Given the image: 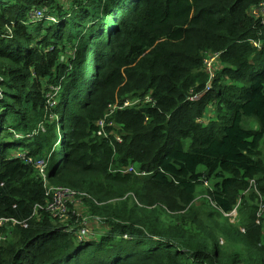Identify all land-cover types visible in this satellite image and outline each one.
<instances>
[{
    "label": "trees",
    "instance_id": "trees-1",
    "mask_svg": "<svg viewBox=\"0 0 264 264\" xmlns=\"http://www.w3.org/2000/svg\"><path fill=\"white\" fill-rule=\"evenodd\" d=\"M263 1L72 0L66 10L0 0V218L19 222L0 264H264L254 202L264 197V28L250 15ZM42 8L55 23L32 19ZM215 53L209 93L188 101ZM126 97L141 103L111 117L122 143L95 137ZM12 144L46 159L48 186L76 192L108 225L98 241L34 214L44 184L33 163L10 157ZM238 201L236 225L224 214Z\"/></svg>",
    "mask_w": 264,
    "mask_h": 264
},
{
    "label": "built area",
    "instance_id": "built-area-1",
    "mask_svg": "<svg viewBox=\"0 0 264 264\" xmlns=\"http://www.w3.org/2000/svg\"><path fill=\"white\" fill-rule=\"evenodd\" d=\"M250 15L257 21L260 25L264 28V1L261 2L258 6L253 7L250 9ZM32 19L36 22H56V18L47 12L45 8L37 9L32 14ZM253 47L257 50L261 48V44L258 41H251ZM219 60V54H206L203 58V66L206 71V73L209 76V80L204 87L203 90L197 92V93H191V95L188 98V101L190 102H196L201 100L206 94L210 91V85L212 80L215 78V72H214V65L218 63ZM1 80V79H0ZM3 92L0 87V99L2 98ZM143 102H150L149 97H145V100ZM141 103L140 98L138 97H126L122 101L117 100L115 104L109 105L108 111L104 114V116L100 119H98L95 123V132L94 136L100 139H105L110 142L112 145L114 141L117 143H122V135L115 132L114 129L116 128L115 122L111 117L117 112V111H123L129 108H133L135 106H139ZM14 135L15 139L21 138V136L17 135L13 131H9ZM12 158H17L20 160H23L26 163H33L34 167L36 168L38 175L42 179V182L44 184V189L46 191V202L44 205H36L35 212L40 209L42 211H45L48 214H51L58 219L62 220V223H66L68 225L69 220H66L68 218V204L73 202H79L81 199L76 198L77 194L74 191H70L68 189L62 188V187H51L47 185V160L42 159L38 157L37 159L28 158L27 152L23 150H18L16 153H13L10 155ZM127 173H132L140 177L147 176V174L144 171H138L137 169H134L132 166L128 167ZM249 188H252L256 191L254 186V181H250ZM248 191V190H247ZM246 191V192H247ZM244 192L243 194H245ZM85 197L90 198L85 195ZM239 203H237L236 207L229 213L224 214L226 218L231 221V223L235 224L238 220L237 216V207ZM256 218L258 220H261L264 222V197L261 195H258V203L256 205ZM64 221V222H63ZM11 225L14 227L15 225L19 224L14 219H8V218H0V227L1 225ZM72 227V225H70ZM76 230V235H77ZM79 238V236L77 235ZM5 239V238H4Z\"/></svg>",
    "mask_w": 264,
    "mask_h": 264
},
{
    "label": "rangeland",
    "instance_id": "rangeland-1",
    "mask_svg": "<svg viewBox=\"0 0 264 264\" xmlns=\"http://www.w3.org/2000/svg\"><path fill=\"white\" fill-rule=\"evenodd\" d=\"M52 1H53V5L55 7L56 6L61 7V8L64 7L66 10H69L70 6L72 4V0H52ZM35 9H33L32 11H34ZM52 10H54V9H52ZM52 12L56 14V12H54V11H52ZM218 65H219V62L216 64V66L214 65L215 75H216L217 70H219ZM206 96H207V94L202 99H204ZM211 109L212 108L210 106H208L206 108L205 114H208L210 117L213 118L214 115L212 114ZM250 121H253V120H250ZM249 123H251V124L246 126V128H249V129L256 128V124L254 123V121L253 122H249ZM58 131L59 130H58V127H57V133L59 134ZM58 138H59V135H57L56 145H59ZM261 142L262 143L260 145V153L259 154H260V156H262V155L264 156V137H263V140ZM20 149H22V148L19 147L18 145H15V144H12V145L9 146V151L12 154L16 153ZM132 167L134 169H136L135 166L132 165ZM249 196H250V193H248L244 197L248 203H250L249 202L250 201ZM74 200H76V199H74ZM74 200H72L73 202L68 204V212H70V214L68 213V218L66 220H69L70 224L73 227H75V229L78 231L77 232V235L79 236L78 241L80 243H85V242L89 243V242H92V241H98L100 239V237L102 235H104L108 231V229H109L108 225L105 222H103V220L100 219V218H97V217H94V216H91V215H87L86 214V209L87 208L84 206L83 202L82 201L74 202ZM254 202H255V204L258 203V201H256V200ZM237 203L240 204L241 202L238 201ZM229 222L231 223V221H229ZM235 224L238 225L237 222ZM1 227L5 228V233L0 232V241L5 240L4 238H8L9 239V232L12 230L11 227L8 224L1 225Z\"/></svg>",
    "mask_w": 264,
    "mask_h": 264
},
{
    "label": "bare ground",
    "instance_id": "bare-ground-1",
    "mask_svg": "<svg viewBox=\"0 0 264 264\" xmlns=\"http://www.w3.org/2000/svg\"><path fill=\"white\" fill-rule=\"evenodd\" d=\"M151 102H152V101H150V103H151ZM146 103H147V102H146ZM78 195H79V194H78ZM78 195H77V196H78ZM80 195H81V194H80ZM77 196H76V197H77ZM78 197H79V196H78ZM38 210H39V211H42V210H40V209H38ZM42 212H43V211H42ZM68 213L70 214V212H68ZM69 217H70V216H69Z\"/></svg>",
    "mask_w": 264,
    "mask_h": 264
},
{
    "label": "clouds",
    "instance_id": "clouds-1",
    "mask_svg": "<svg viewBox=\"0 0 264 264\" xmlns=\"http://www.w3.org/2000/svg\"><path fill=\"white\" fill-rule=\"evenodd\" d=\"M20 150H22V149H20ZM239 206V205H238ZM238 216V215H237ZM233 224V223H232Z\"/></svg>",
    "mask_w": 264,
    "mask_h": 264
}]
</instances>
